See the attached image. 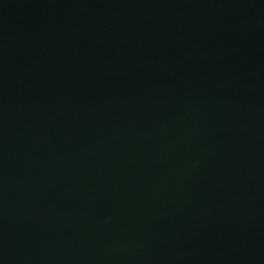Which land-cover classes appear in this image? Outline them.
<instances>
[{"label":"water","instance_id":"obj_1","mask_svg":"<svg viewBox=\"0 0 264 264\" xmlns=\"http://www.w3.org/2000/svg\"><path fill=\"white\" fill-rule=\"evenodd\" d=\"M0 264H264V0H0Z\"/></svg>","mask_w":264,"mask_h":264}]
</instances>
